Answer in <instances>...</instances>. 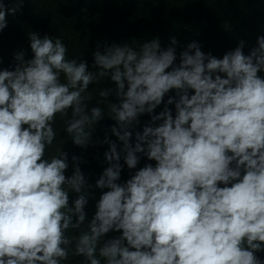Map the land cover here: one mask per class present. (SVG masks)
Returning <instances> with one entry per match:
<instances>
[{
	"label": "clouds",
	"instance_id": "1",
	"mask_svg": "<svg viewBox=\"0 0 264 264\" xmlns=\"http://www.w3.org/2000/svg\"><path fill=\"white\" fill-rule=\"evenodd\" d=\"M27 2L0 0V33ZM27 40L0 67V264H264V34L222 56L105 41L91 63ZM58 117L74 147L107 145L97 176L53 151Z\"/></svg>",
	"mask_w": 264,
	"mask_h": 264
},
{
	"label": "trees",
	"instance_id": "2",
	"mask_svg": "<svg viewBox=\"0 0 264 264\" xmlns=\"http://www.w3.org/2000/svg\"><path fill=\"white\" fill-rule=\"evenodd\" d=\"M86 9V11L84 10ZM8 27L0 33V58L6 67L16 51L28 49L27 36L33 31L59 37L67 46L68 58L92 61L91 52L97 43H127L138 48L144 41L159 36L166 46L171 36H176L180 48L193 40L202 44L204 52L222 54L234 48L239 39L255 44L258 34H264V2L262 0H28L22 12L8 17ZM180 49H178L179 51ZM248 47L245 48L247 53ZM30 55V49H29ZM111 86L107 78L90 85L98 93L102 87ZM95 103V101H93ZM98 125L96 135L103 138L104 129L112 124L107 119ZM162 107V106H161ZM160 109L158 108L157 111ZM148 117L141 118L142 122ZM57 138L55 147H63L71 154L83 155L87 161L82 167L86 174L97 176L102 167L103 147L87 150L74 147L62 132L57 118L54 126ZM96 136L93 137L95 139ZM114 139V137H113ZM99 156L101 159L97 160ZM127 178V171L122 179ZM97 198L90 193V199ZM94 210L92 202L89 213ZM68 264H80V258L69 259Z\"/></svg>",
	"mask_w": 264,
	"mask_h": 264
}]
</instances>
